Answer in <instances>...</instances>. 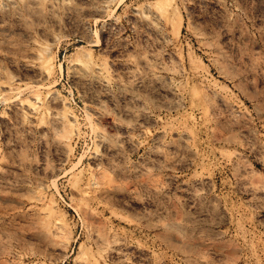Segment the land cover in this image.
I'll list each match as a JSON object with an SVG mask.
<instances>
[{"label":"rangeland","instance_id":"rangeland-1","mask_svg":"<svg viewBox=\"0 0 264 264\" xmlns=\"http://www.w3.org/2000/svg\"><path fill=\"white\" fill-rule=\"evenodd\" d=\"M0 264H264V0H0Z\"/></svg>","mask_w":264,"mask_h":264},{"label":"bare ground","instance_id":"bare-ground-1","mask_svg":"<svg viewBox=\"0 0 264 264\" xmlns=\"http://www.w3.org/2000/svg\"><path fill=\"white\" fill-rule=\"evenodd\" d=\"M34 5V4H33ZM33 104V103H32ZM21 105V104H20ZM25 105V104H24ZM25 108V107H24ZM25 115H26V113H25ZM64 124V123H63Z\"/></svg>","mask_w":264,"mask_h":264}]
</instances>
